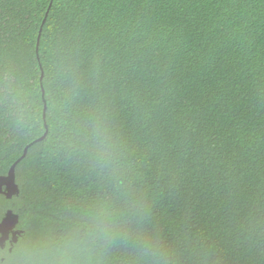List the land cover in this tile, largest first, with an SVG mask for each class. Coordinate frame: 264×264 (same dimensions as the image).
Wrapping results in <instances>:
<instances>
[{"label": "trees", "instance_id": "16d2710c", "mask_svg": "<svg viewBox=\"0 0 264 264\" xmlns=\"http://www.w3.org/2000/svg\"><path fill=\"white\" fill-rule=\"evenodd\" d=\"M33 143L0 264H264V0H0V176Z\"/></svg>", "mask_w": 264, "mask_h": 264}, {"label": "water", "instance_id": "95a60500", "mask_svg": "<svg viewBox=\"0 0 264 264\" xmlns=\"http://www.w3.org/2000/svg\"><path fill=\"white\" fill-rule=\"evenodd\" d=\"M40 37L41 36H39V40ZM46 109H47V105L45 107V114H44L45 119H46ZM48 132H49V128L48 125L46 124V133L36 142L44 140V138L48 135ZM32 145H34V143L25 149L23 156L13 164L7 175L0 176V197L4 196L6 199L11 200L15 196L20 195L21 192L20 186L18 185L16 179V167L27 156L28 150ZM19 223H20L19 214L15 213L12 209H9L5 213L2 220L0 221V248L2 249L5 248L8 241H10L12 247L16 243H18L19 238L22 235V231L17 228L19 226Z\"/></svg>", "mask_w": 264, "mask_h": 264}, {"label": "flooded vegetation", "instance_id": "af4514ba", "mask_svg": "<svg viewBox=\"0 0 264 264\" xmlns=\"http://www.w3.org/2000/svg\"><path fill=\"white\" fill-rule=\"evenodd\" d=\"M13 247H14V246H13ZM13 247L11 246L10 241H8L7 244H6V246H5V248H3V249L0 248V251H1V252H5V250L8 249L9 252H11L12 249H13Z\"/></svg>", "mask_w": 264, "mask_h": 264}]
</instances>
